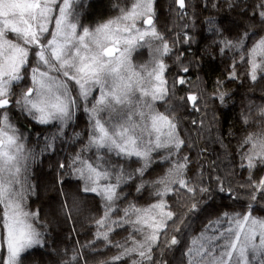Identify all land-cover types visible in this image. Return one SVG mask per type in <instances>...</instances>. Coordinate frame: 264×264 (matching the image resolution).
Segmentation results:
<instances>
[{"label":"snow or ice","instance_id":"1","mask_svg":"<svg viewBox=\"0 0 264 264\" xmlns=\"http://www.w3.org/2000/svg\"><path fill=\"white\" fill-rule=\"evenodd\" d=\"M109 4L86 22L84 0H0V264H264V104L228 130L216 115L237 81L264 93V0H171V27L161 0ZM197 22L199 61L224 64L215 80L187 55ZM17 111L56 131L28 147ZM65 138L78 148L56 162L63 199L32 210V165ZM69 222L86 243L62 250L50 229Z\"/></svg>","mask_w":264,"mask_h":264},{"label":"trees","instance_id":"2","mask_svg":"<svg viewBox=\"0 0 264 264\" xmlns=\"http://www.w3.org/2000/svg\"><path fill=\"white\" fill-rule=\"evenodd\" d=\"M85 9L84 12L88 17V21H97L100 19L101 15H104L106 18L107 13L110 11L109 0H84ZM171 0H161V26L165 23V18H168V26H172V18L169 15V4ZM192 3H195V0H192ZM90 6V7H89ZM193 9H189L191 13ZM206 15V13H205ZM220 21L226 22V18L224 13H220ZM207 26L197 22L196 27L192 34L195 35L196 43H193L190 48H188L187 55L192 56L195 55L199 61V57L203 55V48L205 46L204 37L208 36V32L206 31ZM175 35V33H174ZM177 47H180L177 45ZM184 47L187 48V45ZM201 66V75L206 80H215L217 76L224 71V64L218 56L215 54L211 56H205L203 61H199ZM171 66V64H170ZM190 79H194V77H190ZM187 87V85H185ZM231 91L233 93L232 98L228 100L227 105L224 107H217V118L219 120L218 127L222 130H228L233 122L235 121L237 115L244 110L249 104H264V93H261L260 89L257 88L255 91L247 88L246 86H241L240 81H237L234 84L230 85ZM197 118L195 116L188 117L187 119ZM210 118V115H209ZM17 123L28 130L32 143L27 145L28 147L35 148V141L37 137L41 141V147L43 146V141L45 136H50L52 133L56 131L55 127L52 125L41 126L35 124L31 119L23 118L22 116L17 119ZM87 123V116L83 113V111H79L76 113L75 121L72 124L70 122V127L67 129L69 135L75 131H81L84 129ZM195 135V132H193ZM213 146L209 145V153L211 159H216V153L211 151ZM215 147H219L218 145ZM74 148H78V145L73 144L71 141H68L67 138L62 142L61 140H57L55 142V150H49L37 157L36 162L33 165V176H32V184L38 185V195H33L30 197L28 203L32 210H36L38 208L43 209L44 212L49 211L50 205H55L58 200H62V196H58V190L61 185L56 184L55 188L52 187V181L56 174V162L58 160L64 159L70 151ZM39 152V148L36 149ZM227 163V161H224ZM67 183L64 185L66 189L75 190L76 182L69 177H65ZM219 203V198H217L215 203L210 204L208 211H211L216 204ZM203 219V216L200 218ZM199 220H197V226L199 225ZM73 227V224L69 222L67 225L63 223L53 224L51 226L52 238H56L58 236L57 243L59 247L63 250L65 246L69 249L72 247L75 241H79L81 244L86 243V232L85 229L77 228V232L80 234L77 235L76 232H69V230ZM122 237L117 236L115 239L120 240ZM49 245H52V239L49 240ZM52 248H49L51 251ZM179 255V253H177ZM47 260V257H45Z\"/></svg>","mask_w":264,"mask_h":264},{"label":"rangeland","instance_id":"3","mask_svg":"<svg viewBox=\"0 0 264 264\" xmlns=\"http://www.w3.org/2000/svg\"><path fill=\"white\" fill-rule=\"evenodd\" d=\"M138 51L139 52H142L143 53V56L142 57H139L137 60H135L134 62L135 63H143V62H146L147 60H148V49H147V47H145V48H143V49H138ZM133 55L134 56H136V53H133ZM15 116L17 117V119L19 118V116L21 117H23V118H26V119H30L29 117H27L26 115H24V114H21L19 111H17L16 113H15ZM15 120V124H16V127H18V128H20L23 132H24V134H25V136H28V134H29V132H28V130H26V128H23V127H21L18 123H17V121L18 120ZM74 121H75V118H74V120L71 122L72 124L74 123ZM53 123H55V122H53ZM137 158L136 157H132L131 158V160H136ZM34 165V164H33ZM33 165H32V169H31V178H32V176H33ZM129 171H131V169H129ZM31 182H32V180H31Z\"/></svg>","mask_w":264,"mask_h":264}]
</instances>
